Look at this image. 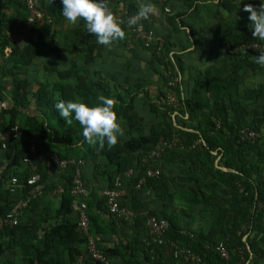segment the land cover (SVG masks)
<instances>
[{
	"label": "trees",
	"instance_id": "1",
	"mask_svg": "<svg viewBox=\"0 0 264 264\" xmlns=\"http://www.w3.org/2000/svg\"><path fill=\"white\" fill-rule=\"evenodd\" d=\"M33 1L44 12V21L32 18L23 33L25 20L32 16L26 0H0V129L17 125L38 151L83 159L88 195L80 200L88 233L107 264H190L166 252L168 240L208 264H235L241 248L251 264H264V80L247 82L264 73L254 63L264 49L223 52L226 44L264 42L251 36L248 13L242 10L245 3L258 8L260 0H242L239 6L236 0H110L113 6L106 7L116 18L121 4L127 5L129 15L142 6L159 10V17L149 14L143 24L162 36L159 55L154 44L144 46L123 22L125 38L111 44L130 52L150 75L132 68H101L100 59L111 46L97 45L82 20L63 28L60 0ZM193 53L208 56L210 62L201 68L191 64ZM39 57L40 74L34 68ZM174 67L180 81L169 87L165 75H175ZM99 95L114 98L113 110L123 129L111 149L84 142L79 124L66 122L53 107L57 100L94 104ZM245 127L258 136L242 140ZM175 134L180 146L165 149L156 164L144 161L158 140ZM28 156V143L20 138L0 146V252L13 251L19 258L3 257L0 264H102L89 256L72 208L73 165L57 168L47 158L33 165L23 161ZM148 166L157 167L159 174L146 176ZM129 169L131 174L124 177ZM36 173L39 180L27 184ZM117 176H122L125 190L119 205L136 213L130 220L111 214L98 193L112 188ZM13 177L16 183L11 185ZM57 185L62 191L52 195ZM196 208L207 224L194 225ZM15 212L16 223L9 225L7 215ZM143 212L167 220L163 244L145 243ZM220 243L229 251L227 261L215 249Z\"/></svg>",
	"mask_w": 264,
	"mask_h": 264
},
{
	"label": "built area",
	"instance_id": "2",
	"mask_svg": "<svg viewBox=\"0 0 264 264\" xmlns=\"http://www.w3.org/2000/svg\"><path fill=\"white\" fill-rule=\"evenodd\" d=\"M26 6L29 9L31 13V17H28L25 22L24 26L21 28V32L25 33L29 30L32 22V18H35L36 22L41 24L44 21V12L37 10L34 7V1L33 0H26ZM148 9L151 10L150 14H152L155 17H159V10L154 6H149ZM169 9L167 7L164 8V12H168ZM137 12H134L133 14H128V9L126 4H121L119 6V12L117 13V19L121 22L125 23L127 26H129L130 33L134 36L135 39H139L143 42L144 46H148L151 43L155 45V52L157 55H159L162 46H163V38L159 34H155L151 29H146L144 27V22L149 21V15L146 19H139L137 18V22L134 24H127V21L129 18L136 17ZM264 49V42H255L250 41L247 43H241L238 45H231L226 44L223 52L226 53H244L247 50H263ZM172 52H168L169 58L171 57ZM168 69H171V66H167ZM174 73L175 75L168 76L167 74L165 77H167V85L169 87H172L175 85L176 82L180 81V74L177 72V70L174 67ZM173 96L170 94V92L167 93V98L173 100ZM258 136V132L254 129H250L248 127L242 128L240 130V138L242 140L249 139L254 140ZM20 138L22 140L27 141L28 148H29V156L25 157L23 159L24 162L31 163L33 165H36V163L41 162L45 158H47L51 163L56 164L57 168H64L67 164L73 165V174H72V187L70 190V194L73 195L72 200V208L77 212L78 215V222L77 225L79 227V230L86 236L87 238V250L89 253V256L93 260H97L102 264H107L108 260L106 256L102 254V252L96 247L93 237L88 233V217L84 210V204L81 202L80 198H85L88 195V190L85 185V181L82 178V167H83V159L81 158H75V159H59L56 155L50 153V152H40L36 148V143L32 139V137L27 136L26 133H23L21 129L17 125H11L9 127L4 128L3 130L0 129V146L1 148L5 147L6 140L8 139H15ZM181 142L179 137L175 134L172 135L169 139H162L158 140L149 150L147 153L144 161H151L154 164L157 163V160L161 156V154L164 152L167 148L177 147L180 146ZM131 174V170H127L124 172V177H128ZM159 174V169L157 167H151L148 166L145 170L146 176H157ZM122 176H117L114 179L113 187L112 188H105L99 192L100 195H103L106 206L108 211L113 214L116 218H121L123 220H130L136 213L130 209H127L123 206H120L118 203V198L122 196L125 192L123 187L121 186V179ZM39 180V174H33L30 177L27 178L26 183L27 184H34ZM141 179L137 184L136 188H138L141 184ZM9 183L11 185H14L16 183V179L13 177L10 179ZM41 185H39L40 187ZM62 191V187L57 185L53 191L52 194H58ZM36 192H39V189L37 191H32L29 196L26 197V199L19 205V208L23 207L27 200L34 196ZM18 212H15V214H8L5 222H7L9 225H14L17 220ZM145 215V225L147 228V237L144 238V241L147 245L150 244H156L161 245L165 241L163 239V234L168 228V222L164 218H156L155 216L148 215L146 212H143ZM1 222H0V229H1ZM169 247H167L166 252L170 254L174 258H179L184 260L185 262H189L190 264H208L205 262L200 255H197L193 253L189 248L176 245L172 241L168 240L166 242ZM216 251L219 253L220 257L227 261L229 258V251L227 248L222 244H218L215 246ZM240 255L239 259L235 264H251L248 259H245L244 256V248H241L239 250ZM229 264V263H226Z\"/></svg>",
	"mask_w": 264,
	"mask_h": 264
},
{
	"label": "clouds",
	"instance_id": "3",
	"mask_svg": "<svg viewBox=\"0 0 264 264\" xmlns=\"http://www.w3.org/2000/svg\"><path fill=\"white\" fill-rule=\"evenodd\" d=\"M241 2L242 0H236L238 6ZM60 4V15L63 19L68 24H76L82 20L84 30L95 37L97 45L109 47L113 42L125 38L122 22L105 6L106 0H60ZM242 10L248 13L251 36L264 41V0H260L258 8L245 3ZM150 12V9L142 6L136 17L129 18L127 24L136 23L137 18L146 19ZM254 63L264 67V51L255 56ZM114 103V98L99 95L94 104L79 99L57 100L53 107L66 122L76 121L79 124L84 142L111 149L123 135L121 124L113 110Z\"/></svg>",
	"mask_w": 264,
	"mask_h": 264
},
{
	"label": "rangeland",
	"instance_id": "4",
	"mask_svg": "<svg viewBox=\"0 0 264 264\" xmlns=\"http://www.w3.org/2000/svg\"><path fill=\"white\" fill-rule=\"evenodd\" d=\"M136 1L141 3V2H146L149 0H136ZM108 5L113 6L112 1L106 0L105 6H108ZM189 12L190 11H187L188 14H189ZM202 15L204 17L203 12H202L201 16ZM185 18H190V17H185ZM70 26H72V24H68L64 20L63 28L70 27ZM190 49L191 48H189V50ZM189 58L190 59L192 58L191 64H194L200 68L204 67L206 63L210 62V60H209L210 58L208 56H206V55L201 56V55H199V53H197L196 55H195V53H193L192 55H190ZM34 63H35V65H34L35 70L38 71V73L40 74L42 72V63L40 62V57L37 58ZM98 66H100L101 68H104V69L112 68V70H114L116 72H119L121 70H124L127 72V70H129L130 68H132L130 71L134 70L136 72H140V73H143L146 75H150L152 72L148 68L147 69L144 68L143 64H141V66H139L137 64L136 59L131 57L130 52L126 51L125 49H120V48L115 47V44L111 45V47H109L108 50L106 52H104L102 58L100 59V64ZM259 76H256V77L251 76L247 81L248 84L253 85L259 81L264 80L262 77H259ZM153 78L156 79V76L154 74H153ZM151 91H152L151 92L152 95L155 96L156 90L154 89ZM6 105H7L6 102H2V106H6ZM30 111L33 112V106H30ZM202 216H203V214L199 213L197 211V208L194 210V212H192V218L194 220V225L197 223L207 224V220L205 219L204 216L203 217Z\"/></svg>",
	"mask_w": 264,
	"mask_h": 264
},
{
	"label": "crops",
	"instance_id": "5",
	"mask_svg": "<svg viewBox=\"0 0 264 264\" xmlns=\"http://www.w3.org/2000/svg\"><path fill=\"white\" fill-rule=\"evenodd\" d=\"M155 24H157V21H156V23ZM21 36V38H23L24 36L23 35H20ZM15 41L16 42H18L19 43V40L17 39V38H15ZM5 53H7L8 51H9V48H5ZM252 76H254V75H252ZM256 77V76H255ZM259 77H262L263 79H264V73H262V74H260V76ZM256 81V80H255ZM32 106V105H31ZM44 152H49V151H44ZM48 170H50V169H48ZM51 171V170H50ZM50 171H48V172H50ZM51 173V172H50ZM51 175V174H50ZM92 184H93V181H92ZM101 190L99 189L98 190V193L100 192ZM53 195V194H52ZM53 203L55 204L56 202H55V199H53ZM3 257H5V258H11V259H13V260H15V261H19V258L16 256V254L15 253H13V251H5L3 254H1V252H0V259L2 260V258ZM4 259V258H3ZM108 263V262H107Z\"/></svg>",
	"mask_w": 264,
	"mask_h": 264
}]
</instances>
